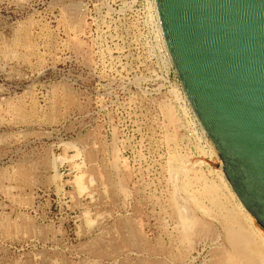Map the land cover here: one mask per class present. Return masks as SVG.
<instances>
[{"label": "rangeland", "instance_id": "obj_1", "mask_svg": "<svg viewBox=\"0 0 264 264\" xmlns=\"http://www.w3.org/2000/svg\"><path fill=\"white\" fill-rule=\"evenodd\" d=\"M172 65L155 0H0V264H217L264 233Z\"/></svg>", "mask_w": 264, "mask_h": 264}, {"label": "water", "instance_id": "obj_2", "mask_svg": "<svg viewBox=\"0 0 264 264\" xmlns=\"http://www.w3.org/2000/svg\"><path fill=\"white\" fill-rule=\"evenodd\" d=\"M175 72L264 230V0H155Z\"/></svg>", "mask_w": 264, "mask_h": 264}, {"label": "bare ground", "instance_id": "obj_3", "mask_svg": "<svg viewBox=\"0 0 264 264\" xmlns=\"http://www.w3.org/2000/svg\"><path fill=\"white\" fill-rule=\"evenodd\" d=\"M155 4H156V2H155ZM158 17H159V15H158ZM159 21H160V19H159ZM160 25H161V23H160ZM161 34H162L164 43H165V45L167 47L162 27H161ZM185 96H186V94H185ZM169 119H171L173 122H175V120H176L175 116L171 112L169 113ZM201 128H202V126H201ZM202 130H203L204 134L208 138V135L205 132V130L203 128H202ZM208 141H209L213 151L219 157L217 149L215 148L214 144L211 142L210 138H208ZM219 171L225 176V174L223 172V164H222V162H221V167H220ZM224 176H223V178L225 180L226 177H224ZM211 188L215 189V187H211ZM208 189H210V188L208 187ZM199 205H202V204H199ZM179 208L181 209V207H179ZM242 208L244 210H246L244 206H242ZM184 209H185L184 207H182V209H181V211H183V213H184V216L187 219H192V217H190L189 215H187L185 213ZM248 216H249V219L254 222L253 217L251 216V214L249 212H248ZM184 229H186V228H184ZM257 230H258V235H257V239L258 240L255 239L251 235L250 230L247 227H245V225H240L239 226V230L238 229H230V230H228L227 231V241H228V244H229L228 246H229V249L231 250V252L226 254V257L223 258L222 260H219V262H217V264H264V233L258 227H257ZM188 239L190 241V238H188Z\"/></svg>", "mask_w": 264, "mask_h": 264}, {"label": "built area", "instance_id": "obj_4", "mask_svg": "<svg viewBox=\"0 0 264 264\" xmlns=\"http://www.w3.org/2000/svg\"><path fill=\"white\" fill-rule=\"evenodd\" d=\"M166 56L169 59V56L166 51ZM170 61V60H169ZM171 64V63H170ZM173 66V65H172ZM176 73V72H175ZM177 83H175V99H176V105L178 107L179 113L185 123L187 124L188 128L191 130L190 133L194 135L198 141L201 148H203L204 152L211 153V157H214L215 152L213 151L207 136L204 134L201 124L195 115L187 97L185 96V92L183 90V87L181 85V82L179 78L177 79ZM169 83H171V79L169 78ZM216 157V156H215Z\"/></svg>", "mask_w": 264, "mask_h": 264}]
</instances>
